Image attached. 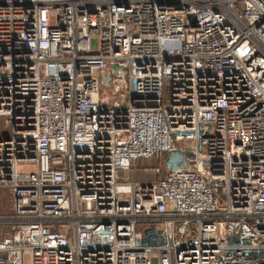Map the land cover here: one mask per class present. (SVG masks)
I'll return each instance as SVG.
<instances>
[{
    "label": "built area",
    "instance_id": "2783aa9c",
    "mask_svg": "<svg viewBox=\"0 0 264 264\" xmlns=\"http://www.w3.org/2000/svg\"><path fill=\"white\" fill-rule=\"evenodd\" d=\"M0 119V264H264V0H0Z\"/></svg>",
    "mask_w": 264,
    "mask_h": 264
},
{
    "label": "rangeland",
    "instance_id": "374dc122",
    "mask_svg": "<svg viewBox=\"0 0 264 264\" xmlns=\"http://www.w3.org/2000/svg\"><path fill=\"white\" fill-rule=\"evenodd\" d=\"M0 132L5 137L10 134V129L6 127L4 122L0 119ZM136 170L132 172L131 178L135 182H145L151 180L155 176V169H164V157H155L151 159H141L135 163ZM19 171L31 172L35 170L33 165H21ZM133 175V176H132ZM12 204V198L10 191L0 189V214H4L10 211Z\"/></svg>",
    "mask_w": 264,
    "mask_h": 264
},
{
    "label": "crops",
    "instance_id": "0c3cea01",
    "mask_svg": "<svg viewBox=\"0 0 264 264\" xmlns=\"http://www.w3.org/2000/svg\"><path fill=\"white\" fill-rule=\"evenodd\" d=\"M155 179H157V177H153L151 180H148V181H153V180H155ZM146 182V181H145Z\"/></svg>",
    "mask_w": 264,
    "mask_h": 264
},
{
    "label": "water",
    "instance_id": "95a60500",
    "mask_svg": "<svg viewBox=\"0 0 264 264\" xmlns=\"http://www.w3.org/2000/svg\"><path fill=\"white\" fill-rule=\"evenodd\" d=\"M105 79L107 80V78L105 77Z\"/></svg>",
    "mask_w": 264,
    "mask_h": 264
}]
</instances>
